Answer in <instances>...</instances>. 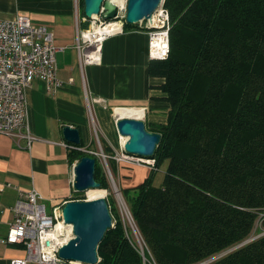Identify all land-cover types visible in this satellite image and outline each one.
<instances>
[{
    "label": "trees",
    "instance_id": "1",
    "mask_svg": "<svg viewBox=\"0 0 264 264\" xmlns=\"http://www.w3.org/2000/svg\"><path fill=\"white\" fill-rule=\"evenodd\" d=\"M164 6L170 54L152 60L150 73L165 78L171 105L168 122L153 126L161 140L152 157L157 169L167 163L166 174L156 186L153 169L122 192L156 262L192 264L246 241L264 219V0H165ZM87 155L94 156L73 149L69 162ZM95 178L106 193L98 159ZM98 255L99 264H144L119 216ZM209 264H264V235Z\"/></svg>",
    "mask_w": 264,
    "mask_h": 264
},
{
    "label": "crops",
    "instance_id": "2",
    "mask_svg": "<svg viewBox=\"0 0 264 264\" xmlns=\"http://www.w3.org/2000/svg\"><path fill=\"white\" fill-rule=\"evenodd\" d=\"M84 8L81 0H0L2 16L27 14L54 31L60 47L58 76L64 83L56 91H49L46 82L36 79L27 89V120L35 137L31 146L26 138L0 134V237L8 233L14 220L12 208L22 193L35 188L52 208L77 200L74 166L80 160L70 164L69 153L73 149L91 153L88 147L98 124L106 140L112 142L114 130L108 108L116 109V115L122 107L143 109L141 119L153 132H157L154 125L168 122L171 105L162 89L165 78L150 73L147 30L124 25L123 32L105 39L98 63L82 66L76 40L77 28L85 27ZM91 101L95 107L92 119ZM66 125L80 130L82 146L65 139ZM111 159L122 190L143 183L153 169ZM25 254L22 244L0 242V264H9Z\"/></svg>",
    "mask_w": 264,
    "mask_h": 264
},
{
    "label": "built area",
    "instance_id": "3",
    "mask_svg": "<svg viewBox=\"0 0 264 264\" xmlns=\"http://www.w3.org/2000/svg\"><path fill=\"white\" fill-rule=\"evenodd\" d=\"M125 11L126 5L124 8L119 6L116 16L110 20H105L101 14L82 18V21L89 22L88 27L77 28L76 48L82 66L98 63L105 39L124 31ZM111 23L116 24L111 31L97 34V26L105 27ZM140 27L149 34L151 60L167 59L170 54L171 19L164 2L150 19L140 22ZM59 49L55 33L49 26L36 23L23 13L12 17L0 14V134L26 138L28 146H31L35 137L30 133L27 120V89L36 79L46 82L49 91L63 86L58 76ZM70 147L76 148L74 145ZM120 148L121 151L114 156L118 161L152 167L156 164L154 158L129 153L123 144ZM12 209L14 220L8 233L0 237V242L22 244L26 254L12 259L9 264H99L100 257L97 263H85L59 255L60 248L74 238L73 225L64 220L63 205L54 206L49 213L43 197L34 188L22 193ZM139 252L144 264H158L152 255L147 257L143 247Z\"/></svg>",
    "mask_w": 264,
    "mask_h": 264
},
{
    "label": "water",
    "instance_id": "4",
    "mask_svg": "<svg viewBox=\"0 0 264 264\" xmlns=\"http://www.w3.org/2000/svg\"><path fill=\"white\" fill-rule=\"evenodd\" d=\"M118 1L120 0H84L85 15L90 18L101 14L105 20H110L117 14ZM164 1L126 0V22L139 24L145 19H150ZM116 126L119 134L127 137L125 149L129 153L144 157L154 155L161 140V133L150 131L143 119L118 117ZM63 134L68 142L75 145L81 143L78 128L66 125ZM96 163L95 157L87 155L75 164L73 186L77 192L85 193L89 189L100 188V183L95 178ZM62 210L65 222L73 225L74 238L60 248L59 255L64 259L97 263L98 246L107 230L113 226V216L107 197L104 195L87 200H69L64 203ZM250 241L252 239H247L231 250Z\"/></svg>",
    "mask_w": 264,
    "mask_h": 264
},
{
    "label": "rangeland",
    "instance_id": "5",
    "mask_svg": "<svg viewBox=\"0 0 264 264\" xmlns=\"http://www.w3.org/2000/svg\"><path fill=\"white\" fill-rule=\"evenodd\" d=\"M138 25L140 27V23ZM89 106L92 109L90 110L89 108V114L91 115V119H92L95 115V107L93 103L89 104ZM115 110L116 109L108 108V111L111 113V117H112V124H113L112 130H114V134L111 133L112 142L106 140L98 124L93 130L91 144L88 147V150L91 152V154H94L96 158L99 160V163L102 166L103 172L105 173L108 179L109 189L105 188L106 193L99 188L90 189L87 192L83 193L82 199H89V196L97 198L98 195L105 194V196L108 197L111 200L112 204L115 205L116 207L115 215L114 214H113L114 216L112 215L114 221L116 222L117 217L118 216L120 217V219L123 222L125 233L131 240V244L137 249L138 252H139V249L141 250V248L143 247L146 250L147 257L150 258L151 255L153 256L152 251L150 247L148 246L141 230L139 229L137 222L134 219V216L131 211L130 203L126 200L122 192V189H120V183L118 181L117 174H115L113 170V166H114L113 162L110 163V159L114 158L116 153L121 151L120 147L122 146V144L125 148V142H126L122 140V136L118 132V129L116 126V120L119 116L116 115ZM108 143L109 144L111 143V145H109ZM150 158H154V157H150ZM131 165H135V164H131ZM135 166H138V165H135ZM166 167H167V163H164L159 169L156 168V164L154 167H152L153 169L158 170V171L156 170V175L154 177V181H153L154 185L160 186V184L163 183V180L166 174ZM47 207H48L47 211L49 213H52V207H50L49 205H47ZM263 215L264 213L261 216ZM262 235H264V219L260 217L255 223V226L248 239L253 240ZM231 249L232 248L226 249L220 253L215 254L214 256L206 260H202V261L195 262L192 264H209L227 255L228 253H230L232 251Z\"/></svg>",
    "mask_w": 264,
    "mask_h": 264
},
{
    "label": "bare ground",
    "instance_id": "6",
    "mask_svg": "<svg viewBox=\"0 0 264 264\" xmlns=\"http://www.w3.org/2000/svg\"><path fill=\"white\" fill-rule=\"evenodd\" d=\"M119 6H121L122 8L125 7L126 5V0H120L117 2ZM116 24L111 23V24H107V26L102 27V26H97L96 30L98 31L97 34H104L107 31H111L112 30V26H115ZM144 115V110L141 108H135V107H122L117 111V116L119 117H135V118H141ZM122 140L126 141L127 137L126 136H122ZM90 190V189H89Z\"/></svg>",
    "mask_w": 264,
    "mask_h": 264
}]
</instances>
